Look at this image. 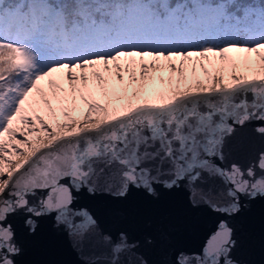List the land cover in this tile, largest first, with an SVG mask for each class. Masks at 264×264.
<instances>
[{"label":"snow or ice","instance_id":"6c2138e0","mask_svg":"<svg viewBox=\"0 0 264 264\" xmlns=\"http://www.w3.org/2000/svg\"><path fill=\"white\" fill-rule=\"evenodd\" d=\"M254 122L264 141V2L0 0V264L21 252L14 217L35 230L32 217L53 212L78 246L98 238L106 264H149L74 193L187 180L195 197L219 177L228 199H201L232 214L240 194L264 196V146L231 158ZM235 243L221 220L176 264H239Z\"/></svg>","mask_w":264,"mask_h":264},{"label":"water","instance_id":"95a60500","mask_svg":"<svg viewBox=\"0 0 264 264\" xmlns=\"http://www.w3.org/2000/svg\"><path fill=\"white\" fill-rule=\"evenodd\" d=\"M259 123L241 129L232 139L231 158L246 163L250 153L264 146L251 132ZM118 167L114 164L109 171ZM228 187L216 177L198 184L195 197L187 180L171 188L156 184L155 192L130 186L126 194L119 195L117 179L110 187L101 183L94 192L82 187L74 193V207L91 212L105 233L115 237L124 231L138 241L149 264H176L181 252H201L221 220H227L233 230V258L239 264H264V196L240 194L239 211L232 214L215 211L201 199L203 192L212 201L223 202L228 199ZM55 217L54 212L32 217L35 230L24 222L25 215L14 217L21 247L15 257L17 264H89L93 259L96 264H106L105 248L98 238L78 246Z\"/></svg>","mask_w":264,"mask_h":264},{"label":"rangeland","instance_id":"374dc122","mask_svg":"<svg viewBox=\"0 0 264 264\" xmlns=\"http://www.w3.org/2000/svg\"><path fill=\"white\" fill-rule=\"evenodd\" d=\"M159 74H162V75L165 77V80L167 79V77H168V75H169V73H168L167 70L163 71L162 73H158V75H159ZM201 75H203V74L201 73ZM161 87H163V85H161L160 81L157 80V81H156V84L154 85V88H155V89H159V88H161ZM33 135H35V134H33Z\"/></svg>","mask_w":264,"mask_h":264},{"label":"trees","instance_id":"16d2710c","mask_svg":"<svg viewBox=\"0 0 264 264\" xmlns=\"http://www.w3.org/2000/svg\"><path fill=\"white\" fill-rule=\"evenodd\" d=\"M170 2L171 3H173V4H176V3H183L184 2V0H170ZM243 2H248V0H243ZM254 2H256V3H261V2H264V0H254ZM137 59H139V58H137ZM33 135V134H32ZM19 138V137H18Z\"/></svg>","mask_w":264,"mask_h":264}]
</instances>
